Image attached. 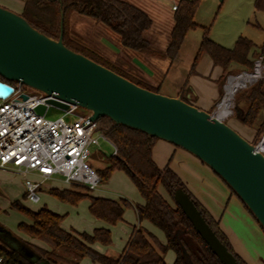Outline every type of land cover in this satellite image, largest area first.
Here are the masks:
<instances>
[{
    "label": "trees",
    "instance_id": "1",
    "mask_svg": "<svg viewBox=\"0 0 264 264\" xmlns=\"http://www.w3.org/2000/svg\"><path fill=\"white\" fill-rule=\"evenodd\" d=\"M200 2L201 0L178 1L174 10L170 41L164 52L153 49L143 36V32L153 23L151 16L129 0H26L21 14L32 26L48 36L58 39L62 33L64 43L71 49L89 56L143 87L154 90L136 75L133 63L122 62L121 65H114L110 62L111 65H108L104 63V57L90 53L86 45L72 32L71 15L79 12L106 24L122 47L174 59L178 56L188 32L200 26L195 21ZM255 8L264 11V0H256ZM203 28L204 35L196 59L200 54L207 53L214 64L222 67L220 84L223 95V85L232 72L229 69L230 65L236 63L253 68L250 53L253 48H260L264 53V43L257 45L241 36L233 48H227L209 38V27ZM10 82L13 86L17 83ZM234 115L250 128L258 125L255 138L258 143L264 134V78L257 80L248 89L237 91L232 116ZM98 124L99 129L117 148L116 153L110 155L103 153L106 165L97 169L102 181L108 180L115 169L125 170L145 200L143 204H135L139 221H150L164 233L166 241L162 242L154 232L139 225L134 227L120 255H108L98 251L93 244L95 242L110 244L112 232L109 228L96 227L92 232L67 230L62 227L64 214L45 205L33 209L17 199L11 202V206L29 218L28 222H20L19 228L32 240L16 238L13 234H10L11 238H6L0 234V254L6 264H79L85 256L102 264H167L165 254L170 249L175 252L174 264H223L175 202L174 193L178 188H183L190 194L206 221L235 255L238 263L249 264L235 251L219 221L188 188L181 176L169 164L161 168L156 163L152 150L157 137L139 129L117 124L107 116L100 117ZM160 185L166 189L174 203L163 196L159 190ZM77 186L80 187L71 184V187L65 189L52 188L50 192L71 204H77L82 198L88 197L90 212L96 218L110 224L122 221L125 209L133 205L127 198L99 197L92 195L91 190L84 187L86 191H80ZM26 250H30L35 258L28 256Z\"/></svg>",
    "mask_w": 264,
    "mask_h": 264
},
{
    "label": "water",
    "instance_id": "2",
    "mask_svg": "<svg viewBox=\"0 0 264 264\" xmlns=\"http://www.w3.org/2000/svg\"><path fill=\"white\" fill-rule=\"evenodd\" d=\"M10 81L37 91L30 94L48 96L36 107L39 113L46 104L62 109L73 104L75 112L82 106L88 112L81 114L93 120L107 116L185 149L227 183L264 229V153L257 144L212 112L133 82L68 47L62 33L50 37L0 5V98L13 93ZM174 200L223 264H239L188 192L178 188ZM26 254L35 258L30 250Z\"/></svg>",
    "mask_w": 264,
    "mask_h": 264
},
{
    "label": "rangeland",
    "instance_id": "3",
    "mask_svg": "<svg viewBox=\"0 0 264 264\" xmlns=\"http://www.w3.org/2000/svg\"><path fill=\"white\" fill-rule=\"evenodd\" d=\"M132 1L145 10L152 18L153 23L151 27L143 32L144 38L150 42L153 49L164 52L169 44L171 30L174 24L173 16L175 9L173 6L177 5L179 0ZM255 1L256 0H201L195 14V21L200 26L188 32L178 56L174 59L160 55L141 53L132 48L120 46L117 37L112 34L106 24L96 21L86 14L74 12L73 15H71L70 26L72 32L86 45L90 53L99 54L104 57V60H102L105 64L109 65L110 62L114 65H121L122 62L132 64L133 53H138V55L144 56L155 65L156 75L153 76L152 80L149 81L150 83H148L151 88L161 93L162 91L172 94H177L178 92L182 93L185 99L195 106L200 107V103L194 93V88L189 78L191 75L203 77V75L198 72V65L204 66V59L210 60L206 53L200 54L198 59H196L204 35L203 26L210 28L208 33L210 39L227 48H233L238 38L241 36L252 40L257 45H261L264 43V11L255 8ZM106 40L120 49V53H114V51L109 49L106 46ZM250 59L253 61V68L250 69L240 64L232 65V72L229 75H236L244 71L254 72L258 63L262 69V75L255 80L248 81L246 85L239 88V90L248 89L257 80L264 78V53L261 49L253 48L250 53ZM126 67L128 68L129 66ZM206 78L209 79V77ZM23 89L27 93H37L34 88L28 85H23ZM236 93L233 98L234 110ZM223 95H221V98ZM76 112L87 113L88 110L82 106H78ZM63 113L64 111L62 109L51 105L46 115L54 119ZM226 122L236 126L240 130L239 132L244 134L250 142L257 144L255 139L257 135V124L255 127L250 128L241 123L235 115L226 119ZM113 150V145L102 138L99 144H94L91 147V154L88 162L96 169L104 168L106 161L103 157V153L110 155L113 153ZM29 177L35 178V176L32 175ZM25 178L26 177L19 172L0 169L1 235L3 234L6 238H11L13 234L16 235V238H27L31 240L30 236L19 228L20 222L29 221L28 216L11 206V202L17 199L33 209L45 205L57 212L66 214L63 220L68 228L74 227L87 231H91L94 228L96 221L89 210L88 197L82 198L77 204L62 201L50 192L52 189H50V187H61L63 183L60 181L55 183L45 181L40 188V190L44 192H42L41 195L42 202L31 203L25 199ZM77 187L80 191H86L81 186ZM161 188L168 197H171L167 194L168 192L163 186ZM95 192L107 194L115 198L126 197L133 203L132 206H128L125 209L126 221L117 222L113 227L112 242L104 246V249L108 250L107 252L110 254H117L125 244L127 232L129 231V223H137L138 219L135 204L142 203L144 197L130 175L123 169H115L111 173L109 179L106 180L105 188H99L95 190ZM170 202L174 203L172 197L170 198ZM99 221L107 223L105 220ZM150 227L155 229L161 238L164 237V233L158 227L153 224H150ZM4 229H6L7 232H5ZM174 258L175 252L172 249L168 250L165 254L166 263L174 264ZM262 262L264 263V256H262Z\"/></svg>",
    "mask_w": 264,
    "mask_h": 264
},
{
    "label": "built area",
    "instance_id": "4",
    "mask_svg": "<svg viewBox=\"0 0 264 264\" xmlns=\"http://www.w3.org/2000/svg\"><path fill=\"white\" fill-rule=\"evenodd\" d=\"M234 76H227L224 95L212 110L213 116L224 121L234 114V103L227 111L222 109L226 85ZM47 97L27 93L23 84L17 82L13 93L0 98V169L13 170L26 177L25 196L31 203L40 202L42 182L55 175H61L70 184L96 189L103 181L88 162L91 147L103 138L113 145V153L117 151L115 144L99 129L98 120L76 113L73 104L69 109L60 108L64 113L54 119L46 115L51 104H46L44 113L36 111ZM30 174H37L39 178L29 177ZM0 264H6L1 254Z\"/></svg>",
    "mask_w": 264,
    "mask_h": 264
},
{
    "label": "crops",
    "instance_id": "5",
    "mask_svg": "<svg viewBox=\"0 0 264 264\" xmlns=\"http://www.w3.org/2000/svg\"><path fill=\"white\" fill-rule=\"evenodd\" d=\"M25 1L26 0H0V4L9 7L10 9L16 12L22 13L25 5ZM106 42H107L106 46L112 51H114V53H120L119 51L120 49H118L115 45H113L111 42L107 40ZM208 56L210 60L204 59L205 60V63H203L204 66L198 65V72L201 73L204 78L199 75H191L189 79L191 84L193 85L194 93L196 94L198 102L200 103L199 108L204 109L206 111H212L215 108L219 99L221 98L220 78L223 74V69L219 65L214 64L210 55ZM132 63L135 66L136 75H139L143 80L146 81V83H150L149 81L152 80V77L156 75L155 65L152 64L151 61L147 60L144 56L138 55V53H133ZM232 65H236V63H232L229 69L233 68ZM206 77H209V79H207ZM223 89H224V85H223ZM162 93L169 96L183 97V94L179 92L177 94L176 93L172 94L169 92L162 91ZM230 125L234 127L236 130L240 131L236 126L232 124ZM242 135L246 137L244 134ZM152 155L156 163L160 167H164L165 165L169 164L170 167H172L181 176V178L184 180L188 188L204 204V206L212 213V215L219 221L221 228L226 233L233 247L235 248L236 252L240 256H242L249 264H264L262 262V256H264V229L255 219L252 213H250V211L247 209V207L244 205L241 199L231 190V188L227 185V183L218 174H216L208 165H206L204 162H202L200 159H198L190 152L186 151L185 149L179 146L174 145L173 143H170L162 139H157L152 150ZM30 175L35 176V178H39L37 174H30ZM45 181H51L53 183L60 181L61 183H63V186L61 187L58 186L50 187V189L51 188L65 189L71 187V184L66 182L61 175H55ZM105 182L106 181H103V183L99 187H97L94 190H91V194L99 197H108L114 199L126 198V197L115 198L108 196L107 194L96 193L95 190L99 188H103V189L105 188ZM161 187L162 186H159L160 192L163 194V196L166 199L170 201L171 197H168L164 193ZM42 192L43 190H40L41 195ZM144 201L139 204H143ZM41 202H42V197L40 199V203ZM89 204H90V200L88 202V207ZM93 217L95 218L96 222L94 228L91 231L80 230L74 227L68 228L64 224V220L62 221V227L67 230H76L79 232H83V231L92 232L96 227H107L111 230L113 234V227L115 226V224H110L108 222L102 223L99 221L102 219L96 218L94 215ZM122 221H126L125 212H124V219ZM149 222L147 220L139 221L138 219L137 223H129V231L127 232V238L125 240V244L123 245V248L120 250V252L117 254H110L109 252H107L108 250L104 249V246L106 245L100 242H95L93 244V247L102 253L118 256L125 248L126 243L129 240V237L134 227L139 225H142L148 230L154 232L162 242H165L166 241L165 235L163 238H161L158 235V232H156L155 229L150 227V224L152 223ZM79 264H102V263L93 261L90 257L85 256L80 260Z\"/></svg>",
    "mask_w": 264,
    "mask_h": 264
},
{
    "label": "bare ground",
    "instance_id": "6",
    "mask_svg": "<svg viewBox=\"0 0 264 264\" xmlns=\"http://www.w3.org/2000/svg\"><path fill=\"white\" fill-rule=\"evenodd\" d=\"M262 75V69L260 67V64H257V67L254 72H241L234 77H231L229 82L226 85V95L224 97V101L222 102V109L224 111H227L228 108L233 103V97L235 92L246 85V83L250 80H255L256 78L260 77ZM258 149L264 153V136L262 137V140L260 141L258 145ZM262 149V150H261Z\"/></svg>",
    "mask_w": 264,
    "mask_h": 264
},
{
    "label": "flooded vegetation",
    "instance_id": "7",
    "mask_svg": "<svg viewBox=\"0 0 264 264\" xmlns=\"http://www.w3.org/2000/svg\"><path fill=\"white\" fill-rule=\"evenodd\" d=\"M113 34V33H112ZM114 36H115V34H114ZM183 99H185L184 97H182ZM210 112H212V111H210Z\"/></svg>",
    "mask_w": 264,
    "mask_h": 264
}]
</instances>
